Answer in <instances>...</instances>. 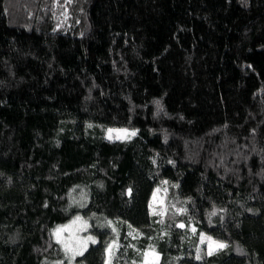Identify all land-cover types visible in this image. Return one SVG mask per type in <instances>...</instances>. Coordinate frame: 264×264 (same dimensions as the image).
I'll return each mask as SVG.
<instances>
[{
  "label": "trees",
  "instance_id": "16d2710c",
  "mask_svg": "<svg viewBox=\"0 0 264 264\" xmlns=\"http://www.w3.org/2000/svg\"><path fill=\"white\" fill-rule=\"evenodd\" d=\"M76 216L98 243L71 262ZM147 252L264 264V0H0V264Z\"/></svg>",
  "mask_w": 264,
  "mask_h": 264
},
{
  "label": "rangeland",
  "instance_id": "374dc122",
  "mask_svg": "<svg viewBox=\"0 0 264 264\" xmlns=\"http://www.w3.org/2000/svg\"><path fill=\"white\" fill-rule=\"evenodd\" d=\"M132 133L135 134L133 135ZM137 135V130L130 129H108L106 131V139L109 141H127ZM165 192V187H162L158 188L153 194L151 211L154 215L161 216L164 213ZM93 227L94 225L91 220H87L82 216H76L67 224L61 225L54 230L53 235L55 241L61 246L71 262L76 258L83 256L92 245L98 243L97 238L91 233ZM180 227L186 229L185 225H180ZM190 231L193 236H196L195 228L191 227ZM130 235L132 237H137V234L134 232H130ZM199 239L202 244L207 245L211 252H216L225 248V246L219 247L221 243L210 238L200 237ZM112 253L113 249L109 252L110 259H112ZM158 261L159 256L155 252H147L142 264H157Z\"/></svg>",
  "mask_w": 264,
  "mask_h": 264
},
{
  "label": "snow or ice",
  "instance_id": "6c2138e0",
  "mask_svg": "<svg viewBox=\"0 0 264 264\" xmlns=\"http://www.w3.org/2000/svg\"><path fill=\"white\" fill-rule=\"evenodd\" d=\"M132 134L134 135L135 133H132ZM77 219H79V218H77ZM181 226H183V225H181ZM89 239H91V238H89ZM93 242H95V241H93ZM219 247H224V245L220 244Z\"/></svg>",
  "mask_w": 264,
  "mask_h": 264
}]
</instances>
